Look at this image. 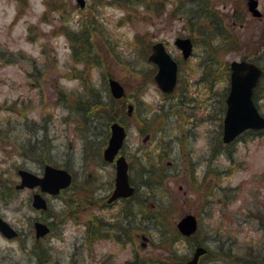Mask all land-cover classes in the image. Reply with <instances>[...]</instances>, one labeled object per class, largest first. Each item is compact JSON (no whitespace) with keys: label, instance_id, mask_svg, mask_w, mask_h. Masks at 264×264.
Returning <instances> with one entry per match:
<instances>
[{"label":"rangeland","instance_id":"1","mask_svg":"<svg viewBox=\"0 0 264 264\" xmlns=\"http://www.w3.org/2000/svg\"><path fill=\"white\" fill-rule=\"evenodd\" d=\"M115 1L87 0V6L81 8L76 0H0V50L8 55L0 58V194L9 190L11 193L8 200L0 197V216L20 232L16 242L0 233V264H41V255L46 264H96L97 257H102L103 263L112 260V264H123L134 253L141 257H163L169 252L167 247L159 245V234L155 231L149 232L153 241L142 247L143 236L150 240L146 231L143 232L145 225L140 227L143 229L132 230L136 238L131 249L123 250L113 241L93 244L86 240L90 229L87 224H91L94 216L114 223L113 216L119 215L122 208L120 204L114 208L107 206L116 173L115 165L103 160L107 142L98 149L99 164L93 160L98 144L104 142L105 135L109 138V125L97 121V128H91L92 124L88 129L81 128L76 114L61 98V93L85 94L75 71V67L82 69L84 64L74 61L73 43L65 32L67 27L78 31L80 24L89 18L104 31L102 39H109L99 44L96 34L94 42L101 62L89 67L85 76L99 88H104L110 79L119 81L125 88L123 102L132 105L134 111L129 114L125 109L123 113L122 120L129 133L122 152L131 157L128 159L131 165L135 162L134 173H139L137 159L147 160L144 153L156 149L159 140L161 146L171 141L176 144L181 134L177 116L169 120L170 130L160 134L155 131L157 122L150 123L153 127L145 128L142 133L140 116L149 122L163 108L173 110L180 96L195 99L194 103H186L191 109L185 110L195 116L184 128L191 130L192 138L188 136L187 143L190 142L191 163L197 164L198 181L195 184L190 179L188 155L176 144L170 159L163 163L168 174L166 203L176 206V223L188 214L199 219L196 237L211 250L202 264H264V234L256 229L255 218L261 209L258 201L264 197V133L246 132L233 144L224 145L212 159L211 141L216 144L215 138L220 137L223 119L213 117L219 106L218 97L197 84L201 79L197 66L204 50L203 42L197 43L195 54L188 61L183 60L175 46L179 36L200 34L190 29L187 15L172 11L174 3L184 5L185 10H196L202 2L172 0L174 3L161 13L148 14L144 8L128 13L130 10L116 5ZM209 4L221 14L225 32L233 34L240 44L225 48L222 61L229 64L249 57L263 63L264 20L252 16L247 0H211ZM260 8L264 12V0L260 1ZM137 37H143L151 47L164 41L173 57L180 59L179 96L167 97L156 85H150L141 93L143 103L138 105L136 93L143 82L139 73L145 71V65L134 55ZM195 39L202 38L195 36ZM9 54L13 55L12 59ZM117 54L124 57L117 59ZM229 85L227 81L218 88L226 90ZM258 105L264 114V97L258 100ZM94 132L102 134L97 139L93 138ZM43 154L52 165L70 170L76 184L85 183L88 177L94 180V201L102 200L101 204L77 203L82 196L68 191L66 196L47 197L48 213L35 210L31 204L33 191L14 188L19 182V168L38 174L43 171L38 160ZM230 194L239 196L231 202L226 199ZM41 219L53 223V229L37 244L33 223ZM176 248L179 254L190 258L194 247L184 241L177 243ZM109 255L113 258H108Z\"/></svg>","mask_w":264,"mask_h":264},{"label":"trees","instance_id":"2","mask_svg":"<svg viewBox=\"0 0 264 264\" xmlns=\"http://www.w3.org/2000/svg\"><path fill=\"white\" fill-rule=\"evenodd\" d=\"M202 3H199L198 8L194 9H184V5H176L172 0H116L114 3L116 5L122 6L130 13L131 11L138 10L140 8H144V11L148 14L151 13H161L162 10H166L172 3H174L173 12L182 13L187 15L190 21V29L199 32L200 35L197 33H192V36H199L202 39L196 40L201 47L204 48L202 52L201 60L198 64V71L201 70V79L197 84L203 87V90L209 91L212 93V96H217L219 101V106L217 108V112L213 115L214 118L220 117L219 119L222 120L226 110L225 99L229 92V88L226 90H220L218 87L221 83H225L230 80V70L229 64L224 63L222 61V56L225 48L232 49L240 45L238 41L234 38L233 34L230 32H225L224 24L221 21L220 17L221 14L211 9L210 1L211 0H199ZM52 7V5H51ZM242 19V17H240ZM91 25V26H90ZM100 33V34H99ZM65 34L73 43V58L76 64H84V68L77 69L75 67V71L78 73L77 78H79L82 87H84L85 94H77V93H61V98L64 100L67 107L70 106L71 110L76 114L77 119L81 128L88 129L91 124V128H97L98 125L96 124L97 121H103V124L110 125L111 122L115 120H122L123 113L126 109V103L123 100H116L110 94L108 84L105 83L104 88L98 87L95 83L92 82L90 78L85 76L86 71H88L89 67L94 66V63L100 64L101 58L97 52L96 44L94 39L96 38V34L99 35V44H103L104 42L108 41L109 38L102 39L105 34L104 31L95 23L90 20H86L80 24V28L78 31L73 30L71 27H67ZM101 38V39H100ZM135 43V54L142 62L145 71H142L140 74L141 80L143 79L142 86L136 93L138 97V105H141L142 99L141 97L146 91V89L154 84V80L152 75L156 72V67L148 62V55L150 53L151 44L144 41L143 37H137ZM109 44V43H108ZM118 44V43H117ZM9 58H13V55L9 54ZM116 55L117 59L124 57L123 55L118 56ZM7 58L6 52L0 50V58ZM121 57V58H120ZM149 66L151 69H149ZM88 67V68H87ZM146 74V75H145ZM264 76L262 77L260 84L255 90L254 100L256 103L258 99L264 97ZM186 93L188 90L185 91ZM175 94L176 96H179ZM189 100V101H186ZM195 99H188L187 96H180L179 101L172 106L173 114H175L178 119H181V124L179 128H181L180 136L178 137V142H176V147H181L183 151H185L188 155H190L189 145L187 141V137L190 136L189 134L186 135L187 131L185 130V125L188 124V120L191 117H194V113H188L185 108L190 107L186 106V103H194ZM181 107H183L184 111L181 112ZM170 112V110H169ZM169 112L166 113V107L163 108L162 113L155 116L154 120L146 122L141 119L140 116V123L142 126V133H144L145 128H151L153 125L150 123H158V128H156L157 133L167 132L170 130L168 126L169 122L167 121V116ZM216 116V117H215ZM222 118V119H221ZM218 119V118H216ZM123 121V120H122ZM94 124V125H93ZM149 124V125H148ZM147 125V126H146ZM176 129V128H175ZM3 133V132H2ZM101 132H94L93 138H99L98 134ZM102 134V133H101ZM183 134V135H182ZM220 137L215 138L216 144L211 141L213 148L212 159L216 158L223 147L222 142V126L221 131H219ZM191 137V136H190ZM103 138V137H102ZM192 138V137H191ZM85 143L87 144V139L83 136ZM104 142L102 144H98V148L93 151L95 154V158H93L95 164H99V156L100 150L99 147L102 146L105 142H107L108 135H105ZM32 144V143H31ZM176 144L162 145V140H159V145L156 149L152 151H147L144 153V156L148 157L145 160L143 157L137 159L139 173H134L135 171V162L130 165V173H131V181L136 186L135 194L123 201L122 208L120 214H124L123 221L127 220L131 227V236L132 239L136 238L134 235L135 229H143L140 228L141 226H146V229H143V232L146 231L147 235L150 238V242L153 241L151 238V231H155L159 234V245L163 247H167L169 252L165 254L163 257H152L145 259L147 264H185L187 260V256L181 255L176 248V244L179 242H187L189 246L195 247L198 245H205L204 241L198 237L192 238H184L176 227V222L174 221V213L177 211V208L174 204L166 203V192L167 186L165 184L166 177L168 174L166 173V167H163V163L170 158L172 151L174 150ZM32 148H35V145L32 144ZM88 149V148H87ZM94 149V147H92ZM39 150V149H38ZM87 151V150H86ZM162 151L160 154H156L155 152ZM231 155H229L230 158ZM155 157H158L157 160ZM191 156H187L188 162H190L191 170L190 177L192 182L196 184L198 181V176L196 172V165L191 163ZM39 163L44 165L45 163L49 162L48 158L43 154V156L39 157ZM144 160V161H143ZM133 161V160H132ZM140 163V164H139ZM159 167V168H158ZM166 168V169H165ZM137 171V170H136ZM213 172V171H211ZM94 184V185H93ZM95 182L94 180L90 179L89 177L86 179L85 183L83 184H76L75 181L70 188V192L73 195H81L80 200H77V203L83 202V204H101L102 201H94L93 195L95 194ZM81 190L78 191L77 189ZM84 191V192H83ZM10 192V190H9ZM7 192L1 193L0 197L3 200H8L11 193ZM12 192L13 189H12ZM68 190L62 193L63 196H66ZM80 192L82 194H80ZM86 192V193H85ZM85 194V195H84ZM215 195V193L213 194ZM238 198V194H234L230 197V201L233 202ZM80 201V202H78ZM124 210L126 211L125 213ZM120 215L117 216L119 220ZM129 219V220H128ZM118 220L116 224H118ZM97 225V227H95ZM90 227L88 231V236H86V240L88 242L94 243L104 235V222L101 219H98L96 216L93 217L91 220V224L88 223ZM119 228V227H116ZM133 230V231H132ZM161 231V232H160ZM117 236L119 237L120 231L117 230ZM112 236V234H108ZM38 250H41L39 248ZM40 254L43 251H38ZM39 254V253H38ZM39 256V255H38ZM42 256V255H41ZM40 257V263L46 264L43 259L45 257Z\"/></svg>","mask_w":264,"mask_h":264},{"label":"water","instance_id":"3","mask_svg":"<svg viewBox=\"0 0 264 264\" xmlns=\"http://www.w3.org/2000/svg\"><path fill=\"white\" fill-rule=\"evenodd\" d=\"M81 7L85 6V0H77ZM248 10L254 17H262L258 8L257 0L248 1ZM176 45L183 51L184 57L188 59L193 51L191 39L179 38ZM149 60L158 66V72L155 81L159 88L165 93L174 91L178 77V64L166 51L163 43L159 42L153 46V53ZM231 83L230 92L226 99L227 110L224 118L223 141L231 143L241 133L247 129L264 130V116H262L255 105L253 96L254 88L257 86L263 70L253 62L246 60L234 61L230 64ZM109 87L112 95L116 99L125 96V89L122 84L114 79H110ZM133 112V107H129V113ZM111 136L107 148L104 150V160L114 162L120 152L127 137V131L124 125L114 122L110 126ZM21 183L17 189L40 188V191L33 196L32 206L41 211L48 210V202L43 194L56 196L62 190L70 187L73 181L72 174L63 168H58L47 164L44 168L42 177L27 171L19 170ZM135 192V187L130 183L129 165L125 156L116 160V178L115 189L108 202L113 203L120 198H129ZM183 236L190 237L196 233L198 222L194 215H187L180 220L177 225ZM0 232L8 239H13L18 232L0 217ZM36 238L45 237L50 232V227L40 221L35 222ZM146 241L147 238H144ZM146 246V243L143 244ZM207 253L203 246L195 248L192 257L186 264H199L200 258Z\"/></svg>","mask_w":264,"mask_h":264},{"label":"flooded vegetation","instance_id":"4","mask_svg":"<svg viewBox=\"0 0 264 264\" xmlns=\"http://www.w3.org/2000/svg\"><path fill=\"white\" fill-rule=\"evenodd\" d=\"M260 1L261 0H259V3H260ZM259 20L262 21V20H264V18L259 19ZM193 41H194V44L196 45V40H193ZM189 132L190 131H188V134H191ZM221 174H224V173H221ZM258 204H259L261 209L259 210L258 213H255V215H256L255 218H256V223H257L256 229L258 231L263 232V234H264V197H263V200L259 199ZM107 206L111 207L112 205H107ZM114 207H117V205L112 206V208H114ZM119 215H120L119 220L117 219V216L116 217L113 216L114 223L108 222L104 218L97 216L98 219L103 220L104 227H106L104 229L105 233L102 236V238H100L99 241L100 242H102V241H113V242L117 243L119 246H121L120 248L123 250H127L129 248L131 249L133 247L132 246L133 243H132V236H131V227H130L129 222L127 220L123 221V216H122L123 214H119ZM117 220H118V224H116ZM116 227H119V228H116ZM15 230H16V227H15ZM117 230L120 231L119 237L116 235ZM19 234H20V232H19ZM108 234H112V236H110ZM18 239H19V237H18ZM14 241L16 242V238L14 239ZM38 243H40V240H37V244ZM208 255H209V253H208ZM108 258H113V256L110 257V255H109ZM103 261L104 260H102V257H101V259H100V257H97L95 263L96 264H112L113 263L112 260H109L108 262L105 261L104 263H103ZM123 264H147V262H146L144 257H141L138 253H134L133 257L131 255L129 260L125 259Z\"/></svg>","mask_w":264,"mask_h":264}]
</instances>
